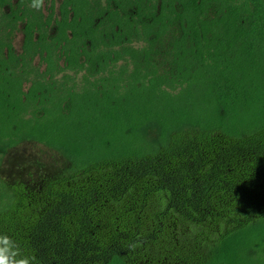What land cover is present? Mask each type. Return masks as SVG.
<instances>
[{
	"label": "trees",
	"instance_id": "16d2710c",
	"mask_svg": "<svg viewBox=\"0 0 264 264\" xmlns=\"http://www.w3.org/2000/svg\"><path fill=\"white\" fill-rule=\"evenodd\" d=\"M30 2L0 0V161L64 164L0 179V232L39 264H264V0Z\"/></svg>",
	"mask_w": 264,
	"mask_h": 264
},
{
	"label": "rangeland",
	"instance_id": "374dc122",
	"mask_svg": "<svg viewBox=\"0 0 264 264\" xmlns=\"http://www.w3.org/2000/svg\"><path fill=\"white\" fill-rule=\"evenodd\" d=\"M23 35L19 32L14 46L20 52ZM64 160L53 151L35 144L23 143L12 149L0 161V179L6 182L29 181L45 174L57 172Z\"/></svg>",
	"mask_w": 264,
	"mask_h": 264
},
{
	"label": "clouds",
	"instance_id": "9594fccd",
	"mask_svg": "<svg viewBox=\"0 0 264 264\" xmlns=\"http://www.w3.org/2000/svg\"><path fill=\"white\" fill-rule=\"evenodd\" d=\"M45 6V0H31L30 7L40 11ZM139 247L138 243L128 245L130 250ZM0 264H39L37 256L27 252L20 243L7 233L0 232Z\"/></svg>",
	"mask_w": 264,
	"mask_h": 264
}]
</instances>
